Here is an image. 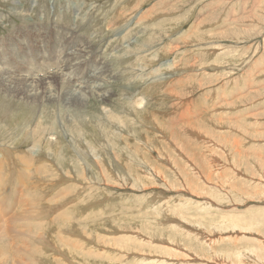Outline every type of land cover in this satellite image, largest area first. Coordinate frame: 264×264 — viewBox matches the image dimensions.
Instances as JSON below:
<instances>
[{
  "label": "rangeland",
  "instance_id": "374dc122",
  "mask_svg": "<svg viewBox=\"0 0 264 264\" xmlns=\"http://www.w3.org/2000/svg\"><path fill=\"white\" fill-rule=\"evenodd\" d=\"M63 25L106 96L0 85V264H264V0H0V56Z\"/></svg>",
  "mask_w": 264,
  "mask_h": 264
},
{
  "label": "bare ground",
  "instance_id": "6f19581e",
  "mask_svg": "<svg viewBox=\"0 0 264 264\" xmlns=\"http://www.w3.org/2000/svg\"><path fill=\"white\" fill-rule=\"evenodd\" d=\"M12 8H13V6H12ZM7 9H8V7H7ZM55 12H56V10H55ZM20 13H22V12H20ZM21 15H23V13ZM62 15L63 14L61 13V16ZM39 20H40V22L38 21L39 23L37 21L36 22L38 24H42L41 19H39ZM70 21H68V22H70ZM64 22H66V21H64ZM43 23H45V22H43ZM49 23H50V21H49ZM73 25H74V23H73ZM79 26L80 25H78V29L76 30L74 26L70 27L68 25H63V26H60L58 28V31L56 29L57 28L56 26H54V27L50 26L49 27L50 29H53V30L56 29L55 33H52V35L50 37L48 35L47 37H49V38H47V39L45 38V36L43 38L39 39V45L37 43H36V45H34L36 50H31L33 53H31V51H30V55H32L33 58L28 57L29 52H28V50L26 51V48L24 45H21V48L18 49V47H16L15 45L10 43V47L12 50L11 53H9L8 56L2 55V54H1L2 57L0 56L1 57L0 61L4 60L3 63L0 62V85L4 86L3 88H6V89L9 87L10 88L14 87L15 88L14 92L16 94L24 96L26 99L33 98L31 100H33L35 102L36 98L39 96V94H41V93L37 92L38 89H40V87H44L46 89V91L43 90V91H45V93H43L44 98H45V95L48 91V86L50 84H53V83H59L60 84L61 82H63V80L65 78H68V81H67L68 91L67 92L71 93V96L68 98V101L66 102L68 105L76 106V104H79V106L80 105L82 106V103L86 97L85 94H87L90 91L89 88H92L93 90L95 89L97 91V95H98L99 99L100 98L105 99L106 92L103 91V84L106 83L107 78H106V76L103 75L102 69L100 68V65H98V63H95L93 65L89 64V61H91L95 58V54H94V52L90 51V45L84 39L83 35L82 34H81L82 36L79 35V33H80L79 32V30H80ZM60 28H61V30H59ZM50 29H49V31H50ZM10 41H12V40H10ZM24 42H25V40H23L21 43L23 44ZM41 46H43V47L41 48ZM46 50H47V54L49 55L48 59L43 57L44 56L43 53ZM54 57H55V59H60V60L62 59V61L59 64H55V63H53V61H55V60H53ZM26 60L30 65L27 64V62H25ZM31 62H32V64H31ZM83 68H84V71L82 72V74H78L79 71ZM113 79H115V78H113ZM116 80H118V79H116ZM65 81H66V79H65ZM65 86H66V84H65ZM62 89H63V87H62ZM51 90H53V89L51 88ZM33 91H35V92L32 93ZM106 91L109 92V90H106ZM58 94H60V93H58ZM91 94H93V93H91ZM7 96L9 97L8 94H7ZM50 98H51V95L48 97V99H50ZM57 100H58V98H57ZM139 100L141 101V99H139ZM43 101H44V99H43ZM143 103H144V101L142 100L141 102H137L136 105L140 106V108H141ZM70 107H72V106H70ZM84 107H82V108L84 109ZM140 108H138V109H140ZM24 170H25V168H24ZM19 195H20V193H19ZM5 211H7V210H5ZM3 223H4V221H3ZM5 225H7V223ZM14 227H16V225ZM6 239H8V238H6Z\"/></svg>",
  "mask_w": 264,
  "mask_h": 264
}]
</instances>
